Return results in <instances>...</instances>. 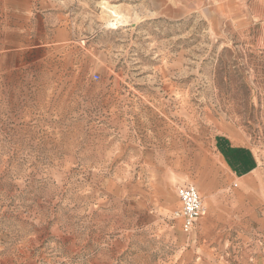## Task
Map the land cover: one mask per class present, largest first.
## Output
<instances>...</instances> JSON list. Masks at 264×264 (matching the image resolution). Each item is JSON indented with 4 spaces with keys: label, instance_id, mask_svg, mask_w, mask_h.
Instances as JSON below:
<instances>
[{
    "label": "rangeland",
    "instance_id": "rangeland-1",
    "mask_svg": "<svg viewBox=\"0 0 264 264\" xmlns=\"http://www.w3.org/2000/svg\"><path fill=\"white\" fill-rule=\"evenodd\" d=\"M240 12L0 0V264H264L261 207L239 223L213 151L237 128L264 143V51ZM181 183L229 195L227 228L186 232Z\"/></svg>",
    "mask_w": 264,
    "mask_h": 264
},
{
    "label": "crops",
    "instance_id": "crops-1",
    "mask_svg": "<svg viewBox=\"0 0 264 264\" xmlns=\"http://www.w3.org/2000/svg\"><path fill=\"white\" fill-rule=\"evenodd\" d=\"M239 1L241 5L240 13L245 16L244 21L252 26L248 31L247 38L250 39V43L255 50L264 51V41H260V34H264V26H262L264 22V0ZM206 2H209V0H167L168 6L178 12L191 6L195 8L196 6L205 5ZM237 129L241 137L240 141L236 142L228 132H219L213 141V151L219 161L220 170L225 173L222 178L226 179L227 173V176L233 182L232 184H234V193L229 195L238 200L240 206H238L235 214L239 216V223L244 224L248 216L253 218L257 215L260 207L261 212L264 214V206H260L262 203V194L260 193H264V143H253L242 129ZM186 184L193 183H181L178 187ZM198 190L200 191L199 188ZM229 195L217 193L216 196L213 195L214 197H207L202 215L188 233L194 232L200 219H203V222L205 221L204 223L201 221L202 226L208 223L207 227L209 229H226L228 226L226 214L229 211L227 206L224 205V201ZM201 196L203 198L202 194ZM216 197L220 202L219 204L214 201ZM213 198L214 200H212ZM178 207V210L181 209V205H178ZM211 216L214 218L212 219ZM207 219H209L208 222ZM179 220L183 224V219L180 218Z\"/></svg>",
    "mask_w": 264,
    "mask_h": 264
},
{
    "label": "built area",
    "instance_id": "built-area-1",
    "mask_svg": "<svg viewBox=\"0 0 264 264\" xmlns=\"http://www.w3.org/2000/svg\"><path fill=\"white\" fill-rule=\"evenodd\" d=\"M178 196L182 201L181 209L174 212L175 217L183 219V228L190 232L204 210V200L198 188L193 184L178 187Z\"/></svg>",
    "mask_w": 264,
    "mask_h": 264
},
{
    "label": "bare ground",
    "instance_id": "bare-ground-1",
    "mask_svg": "<svg viewBox=\"0 0 264 264\" xmlns=\"http://www.w3.org/2000/svg\"><path fill=\"white\" fill-rule=\"evenodd\" d=\"M178 197H179V196H178ZM179 200H180V198H179ZM180 202H181V205H182V201H181V200H180ZM202 213H203V212H202ZM201 215H202V214H201ZM201 215H200V216H201Z\"/></svg>",
    "mask_w": 264,
    "mask_h": 264
}]
</instances>
